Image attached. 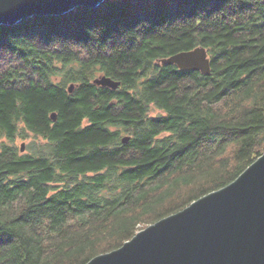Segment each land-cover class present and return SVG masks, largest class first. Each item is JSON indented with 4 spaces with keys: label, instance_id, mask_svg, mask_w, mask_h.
I'll use <instances>...</instances> for the list:
<instances>
[{
    "label": "trees",
    "instance_id": "1",
    "mask_svg": "<svg viewBox=\"0 0 264 264\" xmlns=\"http://www.w3.org/2000/svg\"><path fill=\"white\" fill-rule=\"evenodd\" d=\"M197 46L209 75L156 63ZM263 151L264 0H105L0 26V264H86Z\"/></svg>",
    "mask_w": 264,
    "mask_h": 264
},
{
    "label": "water",
    "instance_id": "2",
    "mask_svg": "<svg viewBox=\"0 0 264 264\" xmlns=\"http://www.w3.org/2000/svg\"><path fill=\"white\" fill-rule=\"evenodd\" d=\"M104 1L0 0V26L78 7L97 8ZM156 63L204 75L211 71L203 46L162 57ZM92 83L110 89L119 85L105 75ZM73 89L70 84L68 91ZM50 117L56 120V113ZM128 139L124 136L122 141ZM20 149L23 151V144ZM86 264H264V151L232 182L140 229L120 247L96 255Z\"/></svg>",
    "mask_w": 264,
    "mask_h": 264
},
{
    "label": "rangeland",
    "instance_id": "3",
    "mask_svg": "<svg viewBox=\"0 0 264 264\" xmlns=\"http://www.w3.org/2000/svg\"><path fill=\"white\" fill-rule=\"evenodd\" d=\"M28 141H29V138H27V139H25V140H18V141L16 142L17 146H19L20 148H21V145L23 144V151H22V152L26 151V144L28 143ZM144 228H145V227H144ZM137 231H139V230H137ZM137 231H136V232H137Z\"/></svg>",
    "mask_w": 264,
    "mask_h": 264
}]
</instances>
